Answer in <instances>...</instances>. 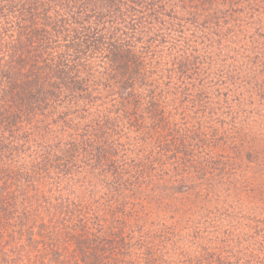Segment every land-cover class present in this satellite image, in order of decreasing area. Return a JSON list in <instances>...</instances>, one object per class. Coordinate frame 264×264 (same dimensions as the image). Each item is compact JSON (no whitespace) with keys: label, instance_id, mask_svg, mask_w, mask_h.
Returning a JSON list of instances; mask_svg holds the SVG:
<instances>
[{"label":"trees","instance_id":"16d2710c","mask_svg":"<svg viewBox=\"0 0 264 264\" xmlns=\"http://www.w3.org/2000/svg\"><path fill=\"white\" fill-rule=\"evenodd\" d=\"M250 72L264 0H0V264H264L214 168Z\"/></svg>","mask_w":264,"mask_h":264},{"label":"rangeland","instance_id":"374dc122","mask_svg":"<svg viewBox=\"0 0 264 264\" xmlns=\"http://www.w3.org/2000/svg\"><path fill=\"white\" fill-rule=\"evenodd\" d=\"M244 101L221 108L219 123L231 133L235 145L216 142L214 155L229 157L227 166H215L222 189L221 206L235 212L264 215V73L250 72L238 78ZM224 124V125H223ZM230 143V142H229ZM219 159V157H217ZM221 160V159H220ZM228 167V172L221 173Z\"/></svg>","mask_w":264,"mask_h":264}]
</instances>
